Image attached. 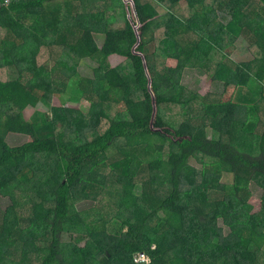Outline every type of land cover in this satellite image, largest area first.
Here are the masks:
<instances>
[{
	"label": "trees",
	"instance_id": "trees-1",
	"mask_svg": "<svg viewBox=\"0 0 264 264\" xmlns=\"http://www.w3.org/2000/svg\"><path fill=\"white\" fill-rule=\"evenodd\" d=\"M186 69L236 96L189 89ZM23 86L50 113L26 119ZM251 183L264 192V0H0V264H264Z\"/></svg>",
	"mask_w": 264,
	"mask_h": 264
},
{
	"label": "rangeland",
	"instance_id": "rangeland-1",
	"mask_svg": "<svg viewBox=\"0 0 264 264\" xmlns=\"http://www.w3.org/2000/svg\"><path fill=\"white\" fill-rule=\"evenodd\" d=\"M94 38H95L97 43L101 42V39H99L98 36L97 37L94 36ZM236 45H237L238 51L236 52L235 55H233V59L236 62L239 63L242 61L253 59V56L249 52V43L246 40L241 39L240 42H238ZM117 47H118V51L120 53H127L130 50V46L127 42H118ZM109 60H110L111 65L113 67H115V66H118L119 64H121L125 59H124V57H122L120 55H113V56L109 57ZM166 62H167V65L170 67H175L177 64V62L175 60H172V59H168ZM97 66H98V64L96 62L92 61L89 58H85L81 61L80 66L78 68V71L82 76L92 78L93 70ZM182 84L184 86L188 87L189 89H191L193 91H197L201 94H207L209 92L219 93L222 96V99L224 102H230L234 98V95L237 91L236 86L229 84V83L215 82L214 80H212L211 77L207 76L204 72L199 71V70H194V69H186L184 71V74L182 77ZM18 94L21 98V103L24 106V114H25L26 119H29L34 112L50 113L48 106L44 102L39 100L36 96H34L32 89L30 87H27V86L21 87L19 89ZM98 94L103 100L107 99V93L106 92L99 90ZM61 101L64 103H67L70 106H74V107L80 109L84 113H87L89 110V107H90L89 102H87L85 100H81V101H79V103H77L74 100L73 96H70V95L65 96V97L61 96L57 102L60 103ZM125 110H126L125 104L120 103L111 111V114H114V112L122 113ZM106 125H107V122L104 123V127ZM210 133H211V131L208 130V134H210ZM10 134H14V133H10ZM12 140H13V138L8 135L6 138V141L8 142V144L15 146L16 144H14ZM14 142H18V140L14 141ZM19 144H22V143H19ZM197 167H199V166H197ZM234 179L235 178H234L233 174L223 173L221 182L229 185V184L234 183ZM250 189L252 191V197L250 199V203L254 206V212H258L261 209L262 196H263L264 192L255 183L250 184ZM95 205H96V203H94V202L84 201L82 203L77 204L75 207L78 211H86V210H91L92 208H94ZM9 206H10L9 199L4 198V197H0V212L6 211V209ZM64 239L68 240L67 237H65ZM69 240H70V238H69ZM246 247L247 246L245 244H241L237 250H239V253L243 257L253 259V257H255V256L249 254L246 251ZM120 249H121V251H124V252L136 251V247H134L132 245H122L120 247Z\"/></svg>",
	"mask_w": 264,
	"mask_h": 264
},
{
	"label": "crops",
	"instance_id": "crops-1",
	"mask_svg": "<svg viewBox=\"0 0 264 264\" xmlns=\"http://www.w3.org/2000/svg\"><path fill=\"white\" fill-rule=\"evenodd\" d=\"M99 39H101V42L100 43H97V45L99 46V48H102L103 44H104V41H105V37L104 36H100V35H97ZM96 36V37H97ZM104 37V38H103ZM238 51V49H237ZM236 54V53H235ZM247 61H251V60H246V61H242V62H247ZM113 67V66H112ZM219 83V82H218ZM236 96V93L234 95V97ZM19 134H9L10 137L13 138V143L16 144L15 146H20V145H23L25 143H27L30 139L28 136H25V135H19ZM18 140V142H14ZM24 141V142H23ZM19 143H22V144H19ZM10 145V144H9ZM12 146V145H11Z\"/></svg>",
	"mask_w": 264,
	"mask_h": 264
},
{
	"label": "built area",
	"instance_id": "built-area-1",
	"mask_svg": "<svg viewBox=\"0 0 264 264\" xmlns=\"http://www.w3.org/2000/svg\"><path fill=\"white\" fill-rule=\"evenodd\" d=\"M134 262L135 263H149L150 259L145 253H137L136 256H134Z\"/></svg>",
	"mask_w": 264,
	"mask_h": 264
}]
</instances>
